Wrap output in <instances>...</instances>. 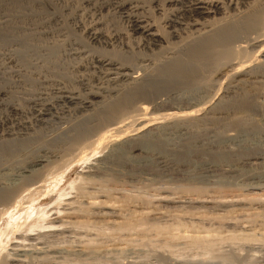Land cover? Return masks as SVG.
<instances>
[{
    "label": "rangeland",
    "instance_id": "rangeland-1",
    "mask_svg": "<svg viewBox=\"0 0 264 264\" xmlns=\"http://www.w3.org/2000/svg\"><path fill=\"white\" fill-rule=\"evenodd\" d=\"M109 1L0 0V24L3 25L4 20L9 21L8 26H0V184L8 187L19 185L24 168L44 153L55 154L59 158L63 155V160L74 163H66L61 170L66 173H62V177L58 175V178L50 175L56 168L54 165L55 168L49 167L51 171L43 169V177L32 184L34 189L28 186L25 189L29 190L0 203L3 205L0 210L4 209L0 211V233L3 235L0 237H4L0 264H264V187L250 189L264 184V55L238 77L227 76L230 70L227 65L214 68L212 64H203L202 79L198 84L175 85L167 91L174 92L176 98L167 91L162 95L163 99L160 98H178L180 101H174L172 109L175 113L200 108L195 116L160 118L172 114L169 104L167 107L157 105L161 108L155 106L160 100H155L154 105L138 102L128 107L129 113L125 111V114L144 113L147 118H157L152 123L151 134L163 140L165 149L159 150L160 153L151 152L147 164L143 165L141 157L130 154L131 159L136 160L132 167L98 160L95 161L98 170L86 173L76 162L81 154L80 145L68 144L63 139L52 140L68 122L85 124L90 121L89 126L95 125L91 121L100 115L102 106L118 96L111 90L118 88L122 91L125 88L119 86L123 87L121 83L113 85L106 82L101 70L92 68L91 54L94 56L96 51L103 55V52L107 57L132 64L133 57L143 58L151 53L138 50L136 56L131 57L125 52L121 44L135 49L139 39L133 36L130 12H119L108 5ZM138 1L143 5L141 13L144 16H153L157 21L162 19L153 9L151 0ZM74 11L79 12L86 25L101 19L102 29L110 33L108 35L116 32L115 37L120 44L107 47L85 41L82 32L75 27V21L69 17ZM171 14L173 12L166 10L164 16ZM166 30L163 29L164 32ZM256 47H248L250 52L236 56L237 60H251L257 53ZM80 50H85V53L78 55ZM218 70L222 73L218 74ZM74 79H78L77 82ZM56 87L74 94L77 91L75 95L81 99H86L89 92L102 93L104 101L96 103L99 108L95 107V111L93 108L88 111L76 109L56 102ZM184 99H190L198 107L187 109L189 103ZM40 101L42 104L53 103V109L44 113L47 114L45 116L38 114ZM204 102H208L205 108L199 107ZM152 106L157 109H151ZM137 107L140 111H136ZM13 108L20 111L15 112ZM160 119L166 121L162 123ZM110 144L98 152L94 148L88 149V156L94 159L110 156L113 146ZM68 148L76 150L70 155ZM186 148L192 154L178 162L176 156L183 154ZM254 157L258 161L252 160ZM208 165H216L220 171H207ZM67 166H70L68 171ZM77 178L82 179L81 183ZM78 187L86 192H78ZM34 190L44 192L38 194ZM28 192L38 195L29 198L33 194ZM158 195L172 199V203L153 202ZM20 197L25 199L26 205L21 203L24 200L20 201ZM27 221H34L29 228L25 226ZM15 248L23 252L16 259L13 254Z\"/></svg>",
    "mask_w": 264,
    "mask_h": 264
},
{
    "label": "bare ground",
    "instance_id": "bare-ground-1",
    "mask_svg": "<svg viewBox=\"0 0 264 264\" xmlns=\"http://www.w3.org/2000/svg\"><path fill=\"white\" fill-rule=\"evenodd\" d=\"M151 4L153 5V9H155V11H157L158 15L162 16L161 17L162 19L160 21L155 20L153 18V16L152 17L144 16L141 13V11L143 10V5H141V2L138 0H110L109 1L108 5L112 6L115 9H118L119 12L122 11L125 14L130 12L131 17H130V14H129V17L131 18L130 21L132 23V28H133L132 33L134 34L133 36H136L139 39V40H137L138 46L135 49L129 48L128 46L121 44L122 48L125 49V52L128 55H130L131 57L136 56V51H138V50H139L138 52H140V51H147L148 52V50H149L151 53H150V55L145 56L143 58L142 57L141 58L140 57L139 58L133 57L132 58V62H133L132 64L123 63L114 57H107V56H105L106 54L103 52L101 54H103V55L105 54L104 56L100 55L98 53L100 55L99 56L96 51H95V53L97 54V55L95 54L96 56L95 55L93 56V54H91L92 57H91L90 62H91V65L93 66V67L92 66L91 67L94 68V70H96V69L101 70L100 71L101 73L100 72H98V73L103 75L104 78L107 79L106 82H109V84L112 83L114 85V83H115V85H116V83H121L123 85V87L121 85H119V86L121 88H124V87L125 88L122 91L121 90L119 91L118 88H117V90H114V89L111 90V93H115L118 96L113 101L108 99L111 102L107 105L102 106V109L100 111L101 112L100 115H97L99 112V110L97 109L98 110V112L96 114L97 116L94 120L91 121L92 123L95 122V125L93 124V125L89 126L90 121H89V123L87 121V123H85V124L79 123V121H78V123H75V121L68 122L66 127L63 128V126H62L63 129H61V131L55 137H53L56 139H52V140L63 139V140H67L66 142L68 144L70 142H73L75 146H76V144L80 145L81 146L80 147V150H81L80 153L81 154L77 157L76 162L77 163L79 162L78 165L80 164L82 166L81 168L83 170H85L86 173H90V172L92 173L93 170H98L96 168V165H95V161H98V160H104L108 163L110 161L111 162L115 161V163L117 162V163H120L124 166L128 165V166L132 167V164L133 163L135 164L136 160L133 161V159H131L133 157H130V154H134V156L137 155V157H141V161L144 165V164H147L148 162H150V159H151L150 153L151 152H153L155 150V153H156V151H159V150L162 151V149H165L163 140H160V138L158 137L157 134H156L157 136H154L153 133H152L153 135L151 134V130H153L152 125L155 123L157 118L156 117L152 118L150 116L147 118V116H145L144 113H143V115L141 113H140L141 115L125 114V111H127L128 107L130 108L132 105H134L138 102H139V104L140 103H142V104L143 103L153 104V102L155 100H158V101L160 100L158 103L155 102L156 103L155 106H157V105H163L164 106L166 104L167 105L169 104L170 108L169 107L168 108L172 112V109H174L173 106L175 105L174 101L179 100V99L177 98L176 100H174L170 97L169 98L166 97V100H161L160 98H162L163 97L162 95L164 93H167V92L173 94L174 92H170V90L167 91V89L173 88V87H175V85L198 84V82L202 79L201 76H202V70H203L202 65L203 64L204 65L209 64V66H210V64H212V65H214L213 66L214 68L218 67V66H222V65H224V66L227 65L230 67V70H229V73L227 74V76L229 75L232 77H238V76L244 75L245 69H247V67L251 66L253 63H256L258 61V59L260 58V56L264 55V38H263V36H264V0H168L167 2L160 1V0H151ZM166 10L173 12V14H171L168 17L167 16L165 17L164 13L166 12ZM69 17L75 21V23H76L75 27L78 28L77 30L82 32L83 36L86 39L85 41H87L89 43H93L95 45L98 43V44H102V45L108 47V46H114L115 44L118 45V43L120 42V40L116 39L117 36L115 37L116 32L113 34L114 36L108 35L110 33L107 34L105 32L106 30L104 31L102 29L103 28V22L100 21L101 19L96 20L94 24H91V25L87 24L86 25L85 22L82 21V19H81L82 17L79 14V12H77V11L70 13ZM127 17H128V14H127ZM2 23H3V25H7L9 23V21L4 20ZM87 23H88V21H87ZM1 25L2 24H0V26ZM163 29H167L168 31L166 30V32H164ZM32 32L33 31H31V33ZM10 34H12V33H10ZM80 36H82V35H80ZM84 37H83V39H84ZM77 38H78V36H77ZM83 39H80V40L83 41ZM75 40H76V38H75ZM80 40H78L79 43H80ZM68 43H69V41H68ZM250 46H253V47L257 46L258 48L257 47L255 48V49H257V53L253 56V58H251V60L249 59V60H245V61H241V60L238 61L236 56L238 57V55H242L244 53L246 54V52L250 50V49L247 50L248 47H250ZM84 51L83 50L82 51L80 50V52L77 51V54L82 55L85 53ZM75 52H76V50H75ZM123 52H121V53H123ZM125 57H123V59H125ZM84 60H85V58H84ZM134 61H137V64H134ZM240 61H241V63H240ZM76 66L78 67V65H75V67ZM80 68L81 67H78V69H80ZM76 72H77V70H76ZM219 73H222L221 70H218V74ZM98 77H99V75H98ZM82 78H85V77H82ZM229 79H231V78H229ZM74 80L77 82L78 79L77 80L74 79ZM82 80H84V79H82ZM71 81H72V79H71ZM52 86H53V84H52ZM49 88H50V85H49ZM56 88H57L56 102L63 103V104H66V105H69L72 107L74 106L76 109H83V110L88 109L89 110L90 108H93V110H94L96 106H99V104H96L98 101H99V103H102L104 101V95H102V93L89 92L88 97L86 99L85 98L81 99L75 95L77 91L74 94L72 92L62 91L63 89L60 91V90H58V87H56ZM103 88L104 87H102L101 90ZM70 89H71V87H70ZM41 90L42 89H40V91ZM95 90H96V88H95ZM165 91H167V92H165ZM38 92L36 94H38ZM44 92H45V90H44ZM103 92H105V91L103 90ZM50 96H51V94H50ZM167 96H168V94H167ZM81 97H82V95H81ZM173 97L176 98L174 96V94H173ZM39 100H42V99H39ZM44 101H46V100H44ZM185 101H187L189 103V105L187 106V109H192L195 106L198 107L197 103H194V104L191 103L190 99H187ZM48 102H50L49 99H48ZM35 103H36V101H35ZM40 103H41V101H40ZM207 103L208 102H204V104H202L203 106H199V107L205 108ZM51 104H53V103H51ZM51 104H49L47 102L44 104H42V103L39 104V105H41L40 110L38 111L39 116L47 115L44 113H47L48 111H51L53 109ZM191 104H193V105H191ZM101 105H103V104H101ZM167 105H166V107H167ZM34 106H35V104H34ZM72 107H70V108H72ZM154 107L152 106L151 109H153ZM157 107H160V106H157ZM64 108H65V106H64ZM67 108H68V106H67ZM70 108H69V111L71 112L72 110H70ZM96 108H99V107H96ZM164 109H166V108H164ZM12 110L16 112L19 109L15 110L13 108ZM65 110H67V109H65ZM200 110H201L200 108H198V110L196 108V110H189L187 112L183 111V113L182 112L179 113L177 111V113L172 112V114H171L169 112L170 114H165L164 116H160V118L166 117V116H176V117H180V119H181V117H183V118L188 117L189 118V116H192L193 114L195 116V114L198 113V111L200 112ZM94 111H92L91 113H93ZM136 111H140L139 108ZM84 116H87V115H84ZM87 118H89V117L87 116ZM79 119L81 120V116ZM79 119H77V120H79ZM67 120H69V119H67ZM126 120H128V121H126ZM160 120L163 121L162 123H164V121H166L163 119H160ZM160 120H159V122H161ZM156 124H157V122H156ZM128 128H130L129 131H128ZM111 131H112V133H110ZM70 132H72L73 134L69 135ZM94 134L97 135L96 138L93 136ZM92 136L95 139L94 138L91 139ZM63 140H60V142L61 141L63 142ZM134 142L136 143L135 145H133ZM73 143H71V144H73ZM110 143L113 144V146L111 147L112 151H110V153H111L110 156L103 157V158L100 157L99 159H96V158L94 159V158L90 157L91 155L88 156V154H89V153H87L88 149L94 148V149H97V152H98V149H100L101 147H106V145L110 144ZM70 146H72V145H70ZM189 148L188 149L186 148V150L184 151L183 154L176 156V159L178 162L182 161V160H186L189 158V156L192 154L191 150ZM73 150L75 151L76 149H73ZM73 150L72 149L70 150L71 151L70 155L72 154ZM160 151H159V153H160ZM64 152L65 151H63V153ZM76 154H78V153H76ZM62 157H63V155L61 156V158H59L58 155L56 156L55 154L44 153V155L38 156V157L34 158L33 160L31 159L32 161L28 163V167L26 169L24 168V170L22 168L23 172L20 170L22 172V176L19 179H21V178L22 179L20 180L19 185H16L17 183L16 184L14 183L15 186L11 185V187H8L9 185L2 186V184H0V203L7 202L8 199L15 196L17 193H18V195H20V193L22 191L29 190V189H25V188L26 187L28 188V186L33 187L32 184L33 183L36 184L39 181V179L41 177H43L41 175V171L43 169H49L50 170L49 167H51L52 165H54L56 168L54 166H52L55 169L53 168L54 171L50 175H52L53 178H58L57 177L58 175H60L62 177V173H66V172H62L61 170L63 169V167L65 166L66 163L70 164L72 162V161L67 162V161H65V159L63 160L64 157L63 158ZM65 157H67V156H65ZM71 157L73 158V160H75L74 159L75 157H73V156H71ZM72 158L69 160H72ZM156 158H158V157H156ZM214 159L216 160L217 158H214ZM252 160L258 161V159L256 157H254ZM137 161H138V159H137ZM108 163H105V164H108ZM212 165L206 166L207 171L212 172L214 170L216 171V169L218 171H220L218 168L215 167L216 165L215 166H212ZM69 168H70V166H67L66 171H68ZM21 172H20V174H21ZM45 174H43V175H45ZM50 175H47V177ZM61 177H60V179H61ZM77 179H78V181L80 180V183H81L82 179L81 178H77ZM77 179H76V181H77ZM53 181H55V180H53ZM42 183L43 182H41V184ZM54 184H55V182H54ZM45 185H46V183H45ZM49 185L50 184H48L47 186H49ZM42 186H43V184H42ZM263 187H264V184L254 186L250 189L251 190H260ZM37 188H38V186H37ZM37 188H35V189H37ZM33 189H34V187H33ZM41 189H44V188L41 187ZM82 189L83 188L78 187L77 191L79 190L80 193L83 194L86 191H84ZM75 191H76V189H75ZM31 192H32V190H31ZM31 192H28V193H31ZM33 192H36V191L34 190ZM42 192H44V191H42ZM36 193L39 194L40 192H36ZM31 194L34 195V193H31ZM38 194H35V195H38ZM85 194H88V193H85ZM33 195H32V197H29V198L35 197V195L34 196ZM90 195H89V197H90ZM26 196H24V197L27 200L28 198ZM62 197H64V196H62ZM84 197H86V196H84ZM89 197H87V198H89ZM22 198L23 197H20V201L22 200ZM35 199L36 198H34V200ZM94 199H96V198H94ZM146 199L147 198L142 197V200L147 201ZM23 200L24 201H22L21 203L26 205V203H24L25 202L24 198H23ZM261 200H262V198H261ZM28 201H31V200H28ZM259 201H260V198H259ZM98 202H97V204H98ZM153 202H155V203H158V202H169L170 203L171 202L172 203V199L170 200L166 196L163 197L162 195H158L156 198L154 197ZM227 202L229 203V201H227ZM232 202L239 203L240 201L235 200ZM21 203H19V204H21ZM218 203H220V202H218ZM1 205L2 204H0V207H1ZM14 205H12L13 208H14ZM27 205H28V203H27ZM93 206H95V205H93ZM100 206L101 205H99V207ZM7 207H6V210L8 209ZM17 207H18V205H17ZM56 207H58V206H56ZM99 207L97 209H99ZM1 208H3V207H1ZM107 209H109V207ZM2 210H4V209H2ZM2 210H0V211H2ZM18 212L19 211L17 210V213ZM22 212H23V210H22ZM19 213H21V212H19ZM59 214H60V212H59ZM0 215H1V212H0ZM4 215H5V212H4ZM40 218H42V217H40ZM26 219L28 220V218H26ZM29 220L31 221V219H29ZM36 220H37V217H36ZM14 221H15V219H14ZM34 221H32V222L27 221L28 224H25V226L27 228H29V224L33 223ZM37 222H38V220H37ZM37 222H36V224H37ZM63 222H65V220ZM41 226H42V224H41ZM49 226H50V228H52L51 225H49ZM47 228H49V227H47ZM7 229H9V228H7ZM10 231L11 230H9V232ZM1 233H0V235H2ZM2 236L0 237V249L1 250L3 247L1 241L4 240V237H2ZM26 237L27 236H25V238ZM10 251L12 252V250H10ZM21 252H22L21 249L20 250H18L16 248L13 249V254H14L15 259L19 258L23 255V252H22V254H21ZM0 254H1V251H0ZM9 255H11V254L9 253ZM11 260H13V258ZM15 261H17V260H15Z\"/></svg>",
    "mask_w": 264,
    "mask_h": 264
}]
</instances>
